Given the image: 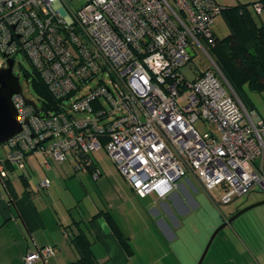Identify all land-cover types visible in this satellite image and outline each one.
Masks as SVG:
<instances>
[{
    "label": "built area",
    "instance_id": "2783aa9c",
    "mask_svg": "<svg viewBox=\"0 0 264 264\" xmlns=\"http://www.w3.org/2000/svg\"><path fill=\"white\" fill-rule=\"evenodd\" d=\"M70 2L0 0V67L24 54L58 104L48 112L13 97L22 131L6 144L1 180L5 164L25 169L32 154L46 167L73 156L85 169L88 155L104 148L141 198L164 199L187 176L209 193L220 189L224 205L264 192V116L246 108L217 64L183 74L193 48L214 42L223 10L216 0H86L79 10ZM253 8L263 14L264 0ZM200 122L214 130L200 133ZM49 187L43 180L36 190ZM56 253L38 248L24 262Z\"/></svg>",
    "mask_w": 264,
    "mask_h": 264
},
{
    "label": "crops",
    "instance_id": "0c3cea01",
    "mask_svg": "<svg viewBox=\"0 0 264 264\" xmlns=\"http://www.w3.org/2000/svg\"><path fill=\"white\" fill-rule=\"evenodd\" d=\"M249 8L264 26V13L258 16ZM101 153L112 165L102 161ZM88 160L85 169L77 168L73 156L62 164L52 161L50 167L36 154L27 157L25 169L5 164L8 177L0 179V264H25L29 251L48 246L57 249L56 255L35 264H77L81 253L72 240L79 235L91 242L98 264H198L211 233L220 224L264 201L249 197L242 207L235 200L224 205L189 176L179 179L164 199L154 193L141 198L104 148ZM95 170L101 173L98 179H94ZM91 179L103 187L96 195L99 204L85 185ZM43 180H49L50 187L36 190ZM204 204L216 217L198 227L193 220L202 214ZM255 208L252 216L238 219L240 215L228 223L214 239L203 264H264V205ZM132 221L133 230L137 225L140 228L141 238L134 231L126 233L124 222ZM120 238L128 241L130 252Z\"/></svg>",
    "mask_w": 264,
    "mask_h": 264
},
{
    "label": "trees",
    "instance_id": "16d2710c",
    "mask_svg": "<svg viewBox=\"0 0 264 264\" xmlns=\"http://www.w3.org/2000/svg\"><path fill=\"white\" fill-rule=\"evenodd\" d=\"M254 4L255 2L252 3V7ZM249 7L248 5H241L223 8L221 15L230 27V34L224 39H219L214 32V42L205 43L214 50L217 65L246 108L254 111L242 98L241 90H243L244 83L249 82L254 90L264 91V26L258 24ZM29 63L31 64L30 61ZM33 73V86L39 93L41 104H43L45 110L48 112L58 110L57 101L53 98L34 67ZM25 77L29 80L28 75H25ZM90 155H88V158ZM72 241L81 253L77 264H98L92 252V244L86 236L79 235ZM121 241L130 252L128 241L126 239H121Z\"/></svg>",
    "mask_w": 264,
    "mask_h": 264
},
{
    "label": "rangeland",
    "instance_id": "374dc122",
    "mask_svg": "<svg viewBox=\"0 0 264 264\" xmlns=\"http://www.w3.org/2000/svg\"><path fill=\"white\" fill-rule=\"evenodd\" d=\"M216 1H217V3L219 5L222 6V8H232V7H237V6H241V5H248V6L252 7V3L256 2L257 0H216ZM85 3H86V0H71L70 5H71V7L74 10H79L85 5ZM257 18H258V16H257ZM214 32L216 33V36L219 39H224L225 37H227L230 34V27L228 26L227 22L225 21V19H224V17L222 15H220L215 21ZM201 43H202L203 49L198 48V47L197 48L196 47L193 48V53L195 54V56L192 57L191 62L189 63L188 67L183 70V74L189 79H191L193 77V74L191 73V70H193L195 73L205 72V71L211 69L213 63L217 64V58H216L215 52L211 48V46L207 45L204 41H201ZM0 59H1V56H0ZM14 74L20 78V83H21V86H22V89H23L24 97L27 100L33 101L36 104L37 107H41V98L39 97L40 95L36 91L35 87L33 86V74H34L33 73V67L31 66L29 61L24 57V55L22 53H19L17 58H16L15 65H14ZM25 75H28L29 80L26 79ZM104 82L108 86H111V79L109 77H105L104 78ZM98 84H99L98 80L93 81L84 91H82L81 93L75 95L72 98V100H70V101L65 103L67 108L71 105L73 100H75L77 98H80L82 95L86 94L90 89H93V88L97 87ZM241 95H242V98L245 100V102L247 104H249V107L251 106L252 109H254V111L256 113L264 116V91H261V92L256 91L250 86L249 82H245L244 85H243V90H241ZM105 106L108 109L110 108L108 106V104H106V103H105ZM74 116L76 118L85 119L89 115L88 114H84V113H77V114H74ZM196 127H197V129L199 130L200 133H205L207 131H213L214 130L213 126L208 128L207 126H205L201 122L197 123ZM7 153H8L7 145L1 146L0 147V157L5 159L7 157ZM101 154L103 155V153H101ZM32 155H34V154H32ZM102 161H105V163L112 165L111 162L106 157H104V155H103ZM112 168H115V167L112 166ZM117 169H115V171L117 172V174H119ZM119 177L122 178L121 176H119ZM189 178L191 179V177H189ZM121 180H123V179H121ZM192 182L196 186L198 191L201 192V189H199V187L194 183V181H192ZM76 183H77V186L79 187V183L78 182H76ZM108 183H110L109 186L111 187V185L113 184V181L110 180ZM85 185H86V188H87L89 194L93 197V200L98 203L99 197H96V195L99 196L98 194L100 192V189H103V187H101V184H99L97 182H94L91 179V181L86 182ZM202 193H203V196H204L205 200L208 203L211 204V200L209 199V196L205 192H202ZM210 193L213 196H215V198L218 199V200H220V198L222 196V192L220 191V189L214 190V191H212ZM249 197L250 198H254V199H264V192L256 190L255 192H253L252 194H250L247 197H242L241 199L240 198L235 199V201H237V207H242L243 205H245L248 202ZM80 198H81V196L79 197V199ZM88 201H89V199L87 201H85L84 204L86 205V203ZM141 201L142 202H146V201H143V200H141ZM204 206L206 208L202 211V214L199 215L198 218H195V220H193V222L195 221V224L198 227H202L204 223L206 225V223L209 220L215 219V217H216V215H213L212 212L209 213L207 211V207H208L207 204L206 205L204 204ZM209 207H210V205H209ZM215 210L221 216V211L218 208H215ZM253 210L254 209H251V210L247 211L246 213L242 214L238 219L246 217L247 214H250V216H252L253 214L250 213V212H252ZM124 225H125L124 229H126V233L127 232L128 233H132L134 231V233H136L137 237H139V238L142 237V234L141 233L139 234V232H140L139 229L140 228L138 227V225H137V229L134 227V230H133V228H132L133 221L131 222V224L128 223V222L127 223L124 222ZM221 225L222 224H220L211 233V235L209 237V240L211 239V237L214 234V232ZM207 244H208V242H207ZM207 244H206V246H207ZM206 246H205V248H206ZM205 248H204V250H205ZM52 257H54V256H52Z\"/></svg>",
    "mask_w": 264,
    "mask_h": 264
},
{
    "label": "water",
    "instance_id": "95a60500",
    "mask_svg": "<svg viewBox=\"0 0 264 264\" xmlns=\"http://www.w3.org/2000/svg\"><path fill=\"white\" fill-rule=\"evenodd\" d=\"M2 57L7 59L5 54H2ZM14 65V58H9L7 60V66L0 67V147L6 145L10 139L14 138L22 131V127L17 121L18 114L13 103V97L15 95H22L23 89L20 83V78L14 74ZM27 104L35 106L31 101H27ZM260 205H264V201L244 208L230 218L228 222L223 223L212 235L198 264H203L214 239L228 225V223H231L243 213Z\"/></svg>",
    "mask_w": 264,
    "mask_h": 264
}]
</instances>
